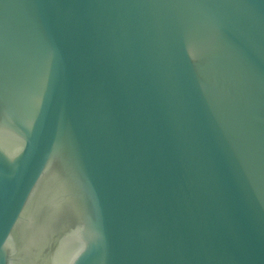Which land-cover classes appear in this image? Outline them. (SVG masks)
<instances>
[{
  "label": "water",
  "instance_id": "water-1",
  "mask_svg": "<svg viewBox=\"0 0 264 264\" xmlns=\"http://www.w3.org/2000/svg\"><path fill=\"white\" fill-rule=\"evenodd\" d=\"M0 264H264V0H0Z\"/></svg>",
  "mask_w": 264,
  "mask_h": 264
}]
</instances>
